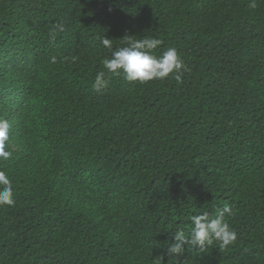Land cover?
Wrapping results in <instances>:
<instances>
[{
	"label": "trees",
	"instance_id": "trees-1",
	"mask_svg": "<svg viewBox=\"0 0 264 264\" xmlns=\"http://www.w3.org/2000/svg\"><path fill=\"white\" fill-rule=\"evenodd\" d=\"M249 3L0 0L16 201L0 206V264H264V0ZM126 34L175 47L180 80L108 73L101 41ZM224 207L233 245L169 253Z\"/></svg>",
	"mask_w": 264,
	"mask_h": 264
},
{
	"label": "clouds",
	"instance_id": "clouds-1",
	"mask_svg": "<svg viewBox=\"0 0 264 264\" xmlns=\"http://www.w3.org/2000/svg\"><path fill=\"white\" fill-rule=\"evenodd\" d=\"M248 6L255 8L256 0H250ZM123 38L122 45L116 50H112L113 43L110 38L105 37L101 41L103 46L111 51L110 57L103 59L104 68L108 73L115 76L123 75V78L129 82L145 83L163 80L170 74H176V79L180 80V74L186 69L175 47H169L161 55L156 56L153 52L161 45V40L150 36L135 39L130 34H126ZM105 74L104 71L96 74L94 87L99 89L106 83ZM9 132V121L0 118V160L4 161L11 156L6 150ZM15 203L12 182L6 172L0 170V206H14ZM226 213L230 214V209L224 207L217 209L214 217L208 212L193 215L189 232L186 233L184 229H177L174 232L175 243L169 248V253L182 254L184 244L204 248L215 242L222 249L233 245L238 235L225 219Z\"/></svg>",
	"mask_w": 264,
	"mask_h": 264
}]
</instances>
